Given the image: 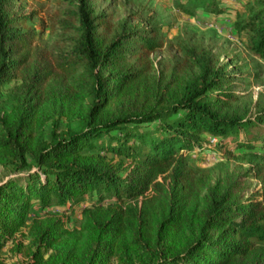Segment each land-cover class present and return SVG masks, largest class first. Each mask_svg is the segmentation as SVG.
I'll return each mask as SVG.
<instances>
[{
	"label": "trees",
	"instance_id": "trees-1",
	"mask_svg": "<svg viewBox=\"0 0 264 264\" xmlns=\"http://www.w3.org/2000/svg\"><path fill=\"white\" fill-rule=\"evenodd\" d=\"M12 2L0 0V86L20 81L12 112L0 115V256L27 227L28 264H264V195L243 204L232 185L202 188L200 197L187 156L205 134L221 142L243 134L256 148L252 130H263L264 113L239 112L238 70L193 49L188 76L179 77V63L169 78L156 75L160 27L151 19L112 25L94 0H63V46L49 52L23 31L27 17ZM177 6L192 16L223 13L217 0ZM252 10L250 51L264 61V2ZM3 171L18 177L3 183ZM80 205L73 230L31 216Z\"/></svg>",
	"mask_w": 264,
	"mask_h": 264
},
{
	"label": "rangeland",
	"instance_id": "rangeland-1",
	"mask_svg": "<svg viewBox=\"0 0 264 264\" xmlns=\"http://www.w3.org/2000/svg\"><path fill=\"white\" fill-rule=\"evenodd\" d=\"M184 1L94 0L93 4L96 14L105 15L112 25L131 20V25L136 26L141 24V20L151 19L160 27L162 48L150 57L156 75L164 72L169 78L176 69V63H179V77L188 76L189 69L185 68L186 52L193 49L211 54L220 65H230V72L231 69L238 70L239 80L231 86L239 96L236 106L239 112L248 114L247 119L255 120L258 114L264 113V61L251 53L250 36L245 27L253 17L252 7H257L264 0H217L222 14L212 15L199 10L194 16L178 9L177 5ZM11 9L18 16L27 17L21 27L24 32L33 33L35 46L55 53L62 48L63 35L58 22L64 20L63 0H13ZM141 25L143 27V23ZM18 84L20 81L15 78L0 86L1 117L12 112L9 96ZM51 129L52 124L48 123L44 133L49 134ZM252 133L256 137L251 142L256 146L255 149H247L243 145V134L238 139L229 138L225 142L206 134L201 136L203 147L187 154L195 194L203 197V189L216 188L222 192L234 185V192L241 203L248 204L252 200L263 203L264 128L253 129ZM133 143L131 139L129 146ZM110 157L115 163H121L118 158ZM1 175L3 183L18 177L9 171H3ZM125 175L122 173L123 177ZM160 182H164L163 178ZM143 200L139 199V205ZM83 207L80 205L79 209H70L66 213L54 207L37 209L31 216L45 225L62 219L65 228L73 230L82 223L80 212ZM31 241L29 229L23 228L12 242L5 245L0 264H28L31 259V250H28ZM111 264L117 263L114 261Z\"/></svg>",
	"mask_w": 264,
	"mask_h": 264
}]
</instances>
